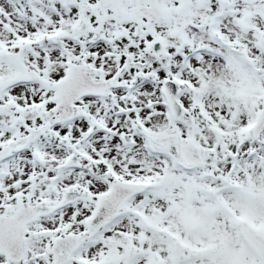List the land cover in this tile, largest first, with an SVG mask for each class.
Returning a JSON list of instances; mask_svg holds the SVG:
<instances>
[{"label": "snow or ice", "instance_id": "1", "mask_svg": "<svg viewBox=\"0 0 264 264\" xmlns=\"http://www.w3.org/2000/svg\"><path fill=\"white\" fill-rule=\"evenodd\" d=\"M0 264H264V0H0Z\"/></svg>", "mask_w": 264, "mask_h": 264}]
</instances>
